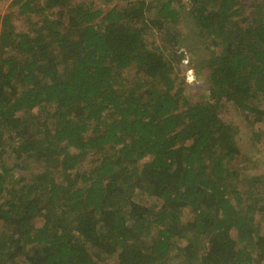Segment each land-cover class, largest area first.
<instances>
[{
  "label": "trees",
  "instance_id": "1",
  "mask_svg": "<svg viewBox=\"0 0 264 264\" xmlns=\"http://www.w3.org/2000/svg\"><path fill=\"white\" fill-rule=\"evenodd\" d=\"M230 107L260 145L264 0H12L0 264H264V177Z\"/></svg>",
  "mask_w": 264,
  "mask_h": 264
},
{
  "label": "rangeland",
  "instance_id": "2",
  "mask_svg": "<svg viewBox=\"0 0 264 264\" xmlns=\"http://www.w3.org/2000/svg\"><path fill=\"white\" fill-rule=\"evenodd\" d=\"M90 1L93 2L97 7H102L105 11H108L109 8L116 3L122 4V0H90ZM11 2L12 0H0V17H2L6 13ZM184 2H186V0H184ZM29 26L30 23L25 18L18 19L15 25L16 30L18 31H26ZM188 61L189 60L186 59L185 63L182 66V71L187 82V86H186L187 93L190 94V92L193 90L192 87H194V83H195V73L194 70L189 69ZM230 112L232 115L233 122L240 129V135L238 136V140L245 154L244 157L246 160H250L255 164V167L251 171L250 175H256V176L260 175L264 177V141L260 145H256L255 147H252L249 138L250 137L249 128L245 125L242 119H240V117L236 115L235 110L231 107H230ZM241 161L242 158L235 165L237 167L244 168L242 167L243 163ZM38 172H39L38 167L34 165L33 167H31L30 170H27L25 172H18V173L16 172L13 173V175L21 176L26 180H30ZM143 203L151 204L152 200L147 197H144ZM185 218L187 220L191 218V214L188 211H185Z\"/></svg>",
  "mask_w": 264,
  "mask_h": 264
}]
</instances>
